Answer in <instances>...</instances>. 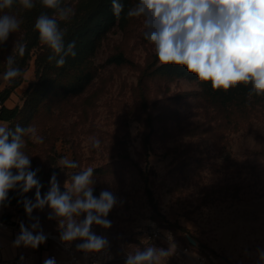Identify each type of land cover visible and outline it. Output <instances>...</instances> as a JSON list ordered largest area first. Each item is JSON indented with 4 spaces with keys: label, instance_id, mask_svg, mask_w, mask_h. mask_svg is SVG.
<instances>
[{
    "label": "rangeland",
    "instance_id": "1",
    "mask_svg": "<svg viewBox=\"0 0 264 264\" xmlns=\"http://www.w3.org/2000/svg\"><path fill=\"white\" fill-rule=\"evenodd\" d=\"M144 31L143 17H128L123 28L106 34L93 58L97 75L90 87L68 104H57L61 112L67 109L55 123L65 136L58 133L54 163L46 160L43 167L56 170L61 191L73 173L92 167L93 194L108 190L117 197L107 217L111 228L92 226L109 241L99 252L106 253L99 264H125L129 252L146 245L167 249L169 244L143 240L153 227L168 231L176 245L167 264H258L257 249H264V107L249 121L208 102L196 81L154 75L162 63ZM116 54L125 64H106ZM7 57L0 52V92L10 84L2 79ZM35 59L31 55L22 70L15 107H22L39 79ZM92 138L101 141L98 149L92 148ZM65 157L79 167L62 168ZM33 192L19 194L20 201L34 202ZM49 212L46 206L32 215L44 234L60 236ZM0 216L17 226L34 222L22 203L0 208ZM80 243L70 244L81 263L89 264L99 253L78 251ZM31 251L38 259L57 252L50 242Z\"/></svg>",
    "mask_w": 264,
    "mask_h": 264
},
{
    "label": "clouds",
    "instance_id": "2",
    "mask_svg": "<svg viewBox=\"0 0 264 264\" xmlns=\"http://www.w3.org/2000/svg\"><path fill=\"white\" fill-rule=\"evenodd\" d=\"M16 2L0 0V44L20 29L22 20L5 11ZM18 3L25 10L35 7L34 0H18ZM41 3L55 12L51 17L39 15L34 28L40 43L51 51L48 61H55L60 68L67 57L76 55L75 42L65 44L67 29L60 23L69 21L75 9L61 6V0H41ZM112 9L119 16L124 5L120 0H112ZM127 17H143V35L154 45L160 63L184 66L200 82H210L213 90L228 91L241 84L250 85L249 99L264 97V0H137L127 10ZM16 48L22 57L26 46L17 44ZM21 75L15 58L9 55L2 79L10 82ZM25 136L43 143L35 126L17 124L13 129L0 124V206L8 200L10 190L18 189L23 197L35 189L34 202L27 198L18 201L34 222L29 227L20 222L13 246L37 249L46 242L39 218L32 213L47 206L48 219L57 221L62 243L80 240L82 243L76 247L84 253H99L108 248V239L93 232L92 226L111 228L107 217L117 205V197L108 190H101L98 197L93 194L92 167L73 173L70 183L65 181L64 191L53 174L49 190L42 196V184L37 178L39 169H31V159L23 150ZM100 145L99 139L92 138V148L98 149ZM59 164L66 169L79 167L66 157ZM167 241V249L155 245H146L143 251L136 248L127 254L125 264H167L176 247L170 233ZM257 254L258 264H264V249H257ZM20 259L23 261L24 257ZM43 264L56 262L54 258H46Z\"/></svg>",
    "mask_w": 264,
    "mask_h": 264
},
{
    "label": "trees",
    "instance_id": "3",
    "mask_svg": "<svg viewBox=\"0 0 264 264\" xmlns=\"http://www.w3.org/2000/svg\"><path fill=\"white\" fill-rule=\"evenodd\" d=\"M124 5V11L119 16L114 15L112 0H61V6H69L75 9V15L69 21H62L61 27L67 29L65 44L75 42V57H67L63 67L57 68L55 61L49 62L50 49L39 41V34L35 30V22L39 15H54V9L45 8L41 0H34L35 7L31 10L23 9L18 0L11 9L5 11L16 15L22 20L20 29L10 34L8 42L0 44V52L7 56L12 55L16 60V66L23 70L26 62L35 54V64L40 72L37 83L33 85L26 95L22 107L6 108L3 103L20 83V77L10 81L9 86L0 92V121L13 128L19 124L21 127L35 126L37 134L43 137V143H37L25 136L26 146L23 149L31 159V169H39L37 178L42 184L43 196L50 187V179L56 170L46 169L43 164L48 160L51 165L54 160L53 143L65 130L58 129L55 123L60 116L67 112H61L57 104H68L72 99L79 98L90 87L97 75V69L93 64V58L99 49L106 34L115 26L123 28L127 22V10L132 7V0H120ZM15 36L12 37V35ZM17 44L26 46L25 53L21 57L17 52ZM37 53H36V52ZM106 64L120 66L125 64L122 54L110 56ZM154 75L163 77L168 81L188 78L196 81L201 89V94L207 101L234 113H243L249 121L257 120L264 107V97L253 96L249 99L247 93L249 86L238 85L228 91L213 90L211 83L200 82L194 74L187 72L184 66L175 64H160L154 71ZM46 118V122L42 121ZM41 122L46 123L41 125ZM64 135V133H63ZM65 136V135H64ZM141 178L147 184V176L141 174ZM35 193L33 192V195ZM151 199V193L148 192ZM21 196L18 189L10 190L8 200L0 208L18 204ZM2 219L6 218L0 216ZM191 238H193L190 235Z\"/></svg>",
    "mask_w": 264,
    "mask_h": 264
},
{
    "label": "built area",
    "instance_id": "4",
    "mask_svg": "<svg viewBox=\"0 0 264 264\" xmlns=\"http://www.w3.org/2000/svg\"><path fill=\"white\" fill-rule=\"evenodd\" d=\"M19 232V226L12 224L10 220H4L0 217V233L2 232ZM168 231H162L158 228H150L148 231L143 233V240L147 243H155L156 241L161 243L168 244L167 234ZM47 239L46 242L52 243L57 252L47 253L44 259H39L37 261H33L28 256H23L24 260L21 261V256L12 257L8 259L0 258V264H43L46 258H54L56 264H82L80 260V256L75 251L71 244L62 243L59 239V235L53 234L51 232L45 233ZM60 252V253H59ZM106 257V253L103 251L99 253L96 259H91L89 264H99L101 260Z\"/></svg>",
    "mask_w": 264,
    "mask_h": 264
},
{
    "label": "crops",
    "instance_id": "5",
    "mask_svg": "<svg viewBox=\"0 0 264 264\" xmlns=\"http://www.w3.org/2000/svg\"><path fill=\"white\" fill-rule=\"evenodd\" d=\"M22 90L21 85L14 89L3 105L8 109L14 108L16 106V100H18L17 97L20 96ZM0 124H6L8 126V124L3 121H0ZM18 235L19 232L15 231L0 233V258L8 259L17 256H29L33 261H37L46 257L47 254L39 259L35 258V255L31 251L32 248H25L23 246L19 248L14 247L13 242Z\"/></svg>",
    "mask_w": 264,
    "mask_h": 264
},
{
    "label": "water",
    "instance_id": "6",
    "mask_svg": "<svg viewBox=\"0 0 264 264\" xmlns=\"http://www.w3.org/2000/svg\"><path fill=\"white\" fill-rule=\"evenodd\" d=\"M187 240L191 245H194V241L191 238L187 237Z\"/></svg>",
    "mask_w": 264,
    "mask_h": 264
}]
</instances>
